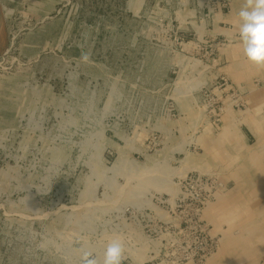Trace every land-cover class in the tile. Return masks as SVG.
<instances>
[{"label": "rangeland", "instance_id": "1", "mask_svg": "<svg viewBox=\"0 0 264 264\" xmlns=\"http://www.w3.org/2000/svg\"><path fill=\"white\" fill-rule=\"evenodd\" d=\"M244 2L0 0V264L117 236L122 264H229L207 210L264 168V77L232 75L224 23Z\"/></svg>", "mask_w": 264, "mask_h": 264}, {"label": "crops", "instance_id": "2", "mask_svg": "<svg viewBox=\"0 0 264 264\" xmlns=\"http://www.w3.org/2000/svg\"><path fill=\"white\" fill-rule=\"evenodd\" d=\"M233 22H237V20L234 19ZM233 22L224 23L235 28L237 23ZM242 56V50H239L236 55H231L232 75L247 80L256 77L263 78L264 68L252 66L245 60L244 56L242 60L241 58L236 60L237 57ZM251 93L252 91L249 92V96ZM256 119L258 117L255 115L250 116L248 126L254 128L259 126L260 122L258 123ZM262 124L264 125V123ZM251 132L256 139L255 143L258 141L264 143V135H257L254 130H251ZM248 155L249 158H255L257 154L254 152L252 156ZM259 157H261L260 154ZM247 175L246 182L236 184L233 188L235 193H233L230 201L227 200L228 196L219 200L216 199V202L207 210L209 220L215 223H220V221L231 223L229 239L231 240L232 257L230 262H226L229 264H264V168L256 169L249 166ZM256 175L263 176L262 182L256 181ZM236 230H238V233H236Z\"/></svg>", "mask_w": 264, "mask_h": 264}, {"label": "clouds", "instance_id": "3", "mask_svg": "<svg viewBox=\"0 0 264 264\" xmlns=\"http://www.w3.org/2000/svg\"><path fill=\"white\" fill-rule=\"evenodd\" d=\"M237 34L245 60L264 68V0H245L237 12ZM124 243L119 236L110 239L102 257L81 250L80 264H122Z\"/></svg>", "mask_w": 264, "mask_h": 264}, {"label": "built area", "instance_id": "4", "mask_svg": "<svg viewBox=\"0 0 264 264\" xmlns=\"http://www.w3.org/2000/svg\"><path fill=\"white\" fill-rule=\"evenodd\" d=\"M237 92L236 90H233V96L236 95ZM222 110V109H220ZM189 182H187L189 185L192 184V183H198V182H201L202 180H204V178L202 176H194V175H189ZM218 189H219V186H217ZM217 187H214V189H217ZM211 189V188H210ZM212 194V193H211ZM214 199V195L212 194V196L210 197V195L208 197H204V196H201V197H198V209H200L201 211L204 209V207L211 201Z\"/></svg>", "mask_w": 264, "mask_h": 264}]
</instances>
